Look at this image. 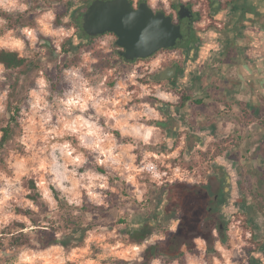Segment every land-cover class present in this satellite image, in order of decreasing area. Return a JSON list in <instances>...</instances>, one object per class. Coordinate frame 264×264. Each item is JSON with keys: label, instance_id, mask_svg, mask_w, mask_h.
<instances>
[{"label": "rangeland", "instance_id": "1", "mask_svg": "<svg viewBox=\"0 0 264 264\" xmlns=\"http://www.w3.org/2000/svg\"><path fill=\"white\" fill-rule=\"evenodd\" d=\"M81 1L0 0V19L6 21L0 25V48L15 50L36 66L29 71L24 67L11 71L0 64V97H3L0 99V105L3 106L0 117L4 115L11 85L16 78H19L18 90L23 95L19 126L4 150V161L0 166V225L14 218L30 223L23 215L15 214L14 209L16 206L36 208L27 198L28 183L32 179L49 202L56 217L61 215L63 218L66 215L57 207L51 187L58 188L67 201L79 198V204H72V215L81 216L84 224L89 226L84 240L77 246L65 248L56 244L44 250L26 249L11 255L7 264H12L13 260L17 264H134L136 257H141L146 244L154 242L161 234L164 235L166 230L174 231L179 224V219H170L160 227L153 226L151 235L142 244L135 242L127 232V228L133 227L144 218H149L157 205L156 198L161 188L153 185L156 183L147 171H139L144 165L141 162H148L152 158L158 161L164 159L172 164L176 160V164L188 172V180L171 183L181 191L200 183H211L215 188L218 181L210 174L214 161L225 162L230 168L225 173L224 167L218 163L213 164L217 175H224L229 179L231 198H235L232 212L228 215V237L225 242H221L218 229H211L209 224H199L200 211H191V220L185 222L184 227L187 239L196 244L199 252L186 253L185 264H200L201 258L207 264L210 256L223 259L229 254L231 264H261L260 260L257 263L252 262L250 257L264 246V232L261 231L264 226V213L255 209L248 192L255 187H262L256 185L253 176L246 174L244 166L232 163L231 155L222 153L224 146L212 150L221 142L210 139L205 148H200L197 146L198 141L191 137L185 139L184 133L176 139L166 138L162 129L169 121L158 118L164 115L154 108V102L159 99L150 91V87L154 89L161 82H152L148 77L151 72L149 65L155 58L150 56L133 63L121 62L118 58L116 37L112 34L100 35L85 44L80 42L79 47L72 51L64 50L69 47V41L75 36L76 28L69 19V7ZM141 1H146L154 9L172 14L173 17L176 16L174 5L189 4L198 12L199 19L195 25L200 28L216 26L226 18L219 21L211 15L210 5L215 0H172L167 5L161 4L160 0ZM217 1L229 8L230 0ZM6 4L9 7L6 8ZM14 5L25 7L21 10ZM169 8L171 11H168ZM20 13L29 17L31 24L23 25L16 21L15 18ZM242 19L244 17L240 20ZM44 41H47L48 45H44ZM168 89L171 95L164 102L174 103L185 123L194 126L196 113L203 109L196 105L178 106L180 96L188 95V90ZM82 93L92 96L89 101L91 106L81 102ZM189 93V96L195 95L192 91ZM57 100L66 102L59 104ZM144 104H147L149 109H154L152 118H148L140 110ZM90 116L98 117L96 123L101 128L107 124L113 126L110 134L118 145L128 144L133 140L137 134L135 130L138 122L143 123L140 132L149 141H159L160 136L165 138L164 142L158 145L159 152L151 151L150 145H145V150L140 154H137L138 149L133 147L127 156L117 157L122 149L113 148L112 155L120 159L121 165L128 164V158L131 157V167L123 168L128 178L119 191L113 190L120 179L117 175L109 178L108 189L93 190L88 187L89 183H96L91 179L93 172L90 165L87 166V181L81 179L86 171L85 166L76 168L74 177L71 174L73 163H68L67 171L61 167L65 163L63 157L72 152V147L83 143V137L87 133H94V129L90 127L93 124ZM122 127L125 131H122ZM153 129L161 130L159 135L155 134ZM98 137L99 133H94V136L89 138ZM169 140L171 146L167 143ZM57 144L61 147L53 151L52 146ZM65 144L68 145L66 149L63 148ZM81 151L87 153L89 150L81 148ZM95 155L104 159L100 153ZM185 156L188 159L185 160ZM75 158V153H72V159ZM94 171L99 175H106L107 172L113 171V168H105L97 160ZM142 177L145 179H141ZM50 179L59 180L60 186L49 183ZM81 184L84 187H80ZM141 184H151L147 199L135 202L127 199L129 190L135 193ZM64 188L72 191L65 193ZM90 191L91 196L88 194ZM151 198L152 204L149 202ZM97 199L103 202H95ZM234 209L237 210L233 211ZM129 216L133 218L129 220ZM249 229L255 233L250 238L251 242L233 247V244L249 239L246 235ZM225 245L230 252H225ZM209 246H213L217 252L208 256L206 250ZM182 248L185 249V246ZM161 264L169 263H164L161 259ZM212 264H215V260Z\"/></svg>", "mask_w": 264, "mask_h": 264}, {"label": "trees", "instance_id": "2", "mask_svg": "<svg viewBox=\"0 0 264 264\" xmlns=\"http://www.w3.org/2000/svg\"><path fill=\"white\" fill-rule=\"evenodd\" d=\"M83 1L69 7H83ZM87 1V0H85ZM212 1L210 7L213 9L216 5ZM229 8L233 11H241L244 17L245 12L256 13L255 6L247 0H230ZM175 6V5H174ZM30 18L24 13L18 14L16 21L23 25L31 24ZM199 17L196 18L198 20ZM75 24L74 20H71ZM78 23V21H76ZM77 26H80L77 24ZM85 44L87 41H77L71 38L69 47L65 51H72L79 47V43ZM48 45L47 41L43 42ZM0 64L8 70H18L26 68L27 71L36 68L34 63L28 61L21 56L17 51L6 48H0ZM19 78H16L11 85L9 99L4 115L0 117V166L3 159V153L7 145L13 138L15 130L19 126V114L23 95L18 90ZM190 97L183 96L181 103L184 104ZM157 100V99H156ZM174 163H177L176 160ZM259 181V180H258ZM260 183V181H259ZM160 187L158 194L157 205L149 218H144L136 225L139 227L127 228V232L133 240L142 244L152 233L153 226H162L170 219H179L177 228L166 230L164 236L166 239H156L154 242L146 244L141 252L142 260H137L134 264H152L154 258H162L164 263L169 261H178L183 258V264L186 263V253L197 254L199 252L195 243L190 242L186 236L184 227L185 222L191 220L190 212L199 210V224H209L210 228H217L220 234L221 242L227 239V228L230 217L227 216L219 220L218 206L225 200V194L221 190H215L211 183L193 184L188 188L177 190L173 184H153ZM29 192L27 198L32 202L31 206H16L15 214L23 215L29 220V224L25 220L11 219L9 222L0 225V264H7L11 255L19 253L26 249L44 250L52 245H62L65 248L74 247L84 240L86 232L89 228L84 224L85 221L81 216L72 215L74 205L69 204L66 197L61 194V191L56 187H51L54 199L57 202V207L63 210L65 217H56L53 215V210L50 208L49 202L45 199L42 191L32 179L28 183ZM249 195L253 200V205L258 212L264 213V189L255 187L249 190ZM215 195L218 200L214 201ZM152 204V198L149 199ZM73 206V207H72ZM211 208V209H210ZM221 221V222H220ZM123 222V221H122ZM185 246V249L182 247ZM217 252L213 246H209L206 254ZM254 251H251L253 253ZM7 253L5 256L3 254ZM250 260L257 263L254 257Z\"/></svg>", "mask_w": 264, "mask_h": 264}, {"label": "flooded vegetation", "instance_id": "3", "mask_svg": "<svg viewBox=\"0 0 264 264\" xmlns=\"http://www.w3.org/2000/svg\"><path fill=\"white\" fill-rule=\"evenodd\" d=\"M93 1L94 0H84L83 7L77 8L74 6L68 11L69 19L75 21L74 25L76 28L74 38L76 42L82 40L90 41L100 35L106 34H112L117 39V36L112 31H106L96 35L83 33L81 25L82 14ZM129 1L134 8H138L140 2H142L141 0ZM180 4L174 6L176 11L175 17H173L172 14L166 13L171 16L172 20L176 23L179 22L178 10ZM215 4L216 6L212 9L211 15L219 21L220 19L226 17L222 22H218L216 26L209 25L207 27L200 28L195 25L198 12L192 8V27L195 31V35L191 44L185 47L160 48L152 55V58L162 57L164 55L170 58L173 71L169 72L167 87L174 91L188 90V95L180 96L179 103H181V98L183 96L190 97V99L184 104H180L178 106L191 107L196 105V107L203 109L196 113V124L192 126L191 124L185 123V119L181 118V113L174 103L164 101L154 102V108L162 113L169 121V124H164V128L162 129L166 138L170 140L176 139L181 137V133H184L185 139H189L191 137L193 140L198 141L197 146L200 148H205V145L208 144L210 139L219 141L216 139V132L211 126V117L213 114L220 112V114H223L226 117L232 116L231 103L234 101V97L232 92L228 89L229 74L226 71H221V66L223 64H229L233 57L238 53H245L247 57L258 54V57L263 58L264 60V28L259 20L260 18H252L251 16H247L248 12H245L244 19L240 20L241 17H243L241 11H233L231 8H227V6L220 5L218 1H216ZM148 5L154 12L162 11L154 9L150 4ZM184 5L190 6L186 3H184ZM76 21H78V23ZM77 24L80 26H77ZM253 41H255V43H253ZM122 50L123 48L118 46V58L123 63H133L146 59L138 58L135 61L126 60L120 54ZM148 77L152 80V82H161L159 79L154 78L152 72L149 73ZM206 82H209V87L213 88L212 91L210 89H208L207 92L204 91V84ZM189 91H192L195 95L189 96ZM205 92L206 95L203 96L202 94H205ZM206 98L208 100L205 101ZM220 103L224 106L221 110ZM224 139H227V137L222 138V140L219 141L221 143L215 145L212 150L215 151L218 147L222 148L221 146H224L222 153L229 154L230 150L227 148L228 145L224 144ZM230 159L232 163H234L232 158ZM214 163H218L220 166L224 167L223 170L225 173L230 170L229 165L225 162L214 161ZM214 163H212V169L210 171L211 176L218 181V184L214 189L216 191L221 190L225 194V200L218 206L219 220H221L222 218L230 215L232 212L231 208L235 204V201H233L235 198H231L232 188L229 184V179H226L224 175L220 176L216 174L213 169ZM230 183H232V180ZM217 200L218 196L215 195L214 201ZM236 210L237 209H234L233 211ZM258 252L264 254V246ZM258 252L256 251V253ZM256 253H254L252 257H254L257 261L260 260L261 264H264V259L257 256Z\"/></svg>", "mask_w": 264, "mask_h": 264}, {"label": "clouds", "instance_id": "4", "mask_svg": "<svg viewBox=\"0 0 264 264\" xmlns=\"http://www.w3.org/2000/svg\"><path fill=\"white\" fill-rule=\"evenodd\" d=\"M161 4L167 5L169 3L172 2V0H160ZM5 7H9V5H5ZM14 7H18L21 10L24 9V5H14ZM168 11H171V9L169 8ZM153 19L159 21V23L161 25L164 24V21L162 18L160 17H154ZM6 21H4L3 19H0V25L5 24ZM153 49H148V52H151ZM143 54H147V53H143ZM149 69L152 72L154 78L159 79L161 81V83L159 85H157L154 89H152L150 87V91L151 94L158 97L159 101H166L168 100L169 96L171 95L170 90L167 87V80H168V73L172 72V67H171V63H170V58L166 55L162 56V57H156L155 60L149 65ZM144 93H141V95H143ZM98 95V93H97ZM0 99H3V97H0ZM92 100V96L87 95L82 93L81 94V102L85 103V104H89V101ZM65 100H57V103L59 104H63L65 103ZM80 103V102H78ZM89 106H91L89 104ZM158 106V105H157ZM2 105H0V110H2ZM141 111H143L145 113V115L148 116V118H152L153 115V111L154 109H149L147 104H144L142 106V108L140 109ZM61 111H64V109H61ZM69 117L71 118V113H69ZM160 120H165L166 117L164 116H160L158 117ZM90 120H93V124L90 125L91 128L94 129V133H99V137L95 138V139H90L89 137H93L94 133L93 132H89L85 135V137H83L84 142L81 144H77L75 146L72 147V152L67 153V155H65L63 157V159L65 160V163L61 166L65 171H67V165L68 163H73V170H72V176H75V169L81 166H85L86 167V171L84 174H82L81 179L87 181L89 179L88 177V169L87 166L90 165L91 166V171L93 172L91 179L96 181L95 184L89 183L88 187L90 189L95 190L96 188H101V189H108L110 187L108 181L109 178L113 177L114 175L119 176V181L116 182V186L113 190L119 191L123 188L124 186V181L127 180V174L123 171L124 167H131V157H129V163L126 165H121L120 164V159L117 158L119 156H127V154L132 150L133 147H135L136 149H138V153L140 154L145 150V145H150V150L151 151H156L159 152L160 148H159V144L163 143L165 138L164 136H160L159 141L157 140H152L149 141L141 132L140 129L143 128V123L138 122L137 124V129L135 130V132L137 133L133 140L128 143V144H121L118 145L116 143V140L114 137L111 136V129H112V125L111 124H107L106 127L101 128L98 126V124L96 123V121L98 120V117H89ZM138 119V116H137ZM86 123V122H85ZM122 131H125V129L122 127ZM161 130L159 129H153V132L157 135H159ZM168 145L171 146V141H167ZM61 146L59 144L57 145H53V151H56L58 148H60ZM68 145L65 144L63 146V148H67ZM121 148L122 152L117 154V157H114L112 155V151L113 148ZM81 148L84 149H88L89 151H87V153L82 152ZM72 153H75V159H72ZM96 153H100V155H102L104 157V159H99L98 156H96ZM184 159H188L187 156L184 157ZM97 160H99V163L101 165H103L105 168H113V171L111 172H107L106 175H99L97 173H95L94 169L97 163ZM142 164H145L144 161L141 162ZM159 163H163V159H161L159 161ZM115 166V167H114ZM151 165H145V167L140 168L139 171H146V170H150L151 169ZM67 178V177H65ZM141 179H145V177H142ZM49 183L54 184L56 186H60L59 180L56 179H50ZM80 187H84L83 184L80 185ZM151 188V184L148 185H144L141 184L138 186L137 191L135 193H133L131 190H129V195L127 197V199L132 200V202H135L137 200L143 201L145 199H147V193L149 192V189ZM63 191L65 193L72 191V189L69 188H64ZM89 196L92 195V192L90 191ZM95 202L97 203H102L103 201L100 199H97ZM69 204H79L80 200L79 198L76 199H69L68 200ZM133 217L129 216L128 219L131 220ZM134 228L139 227V225H133ZM261 231L264 232V226H262ZM255 233L249 229V231L247 232V237L249 238L246 241H241L239 244H233V247H240L245 243H250L251 240L250 238L254 235ZM159 240H164L166 239V237L161 234L158 237ZM231 243V242H229ZM225 252H230V250L228 249V246L225 245L224 246ZM142 250V249H141ZM5 256H7L8 254L5 253L3 254ZM203 255V253H202ZM257 256H260L262 259H264V254L261 253H256ZM137 260H142L143 258L140 256L136 257ZM162 259V258H161ZM161 259H156L154 258L152 260V264H161ZM215 260V264H231V256L229 255H225L223 257V259H216L214 256H210L207 264H212V261ZM12 264H17V262L15 260L12 261ZM169 264H183V258L181 257L178 261L176 260H172L169 261ZM200 264H205V262L203 261V259L201 258Z\"/></svg>", "mask_w": 264, "mask_h": 264}, {"label": "crops", "instance_id": "5", "mask_svg": "<svg viewBox=\"0 0 264 264\" xmlns=\"http://www.w3.org/2000/svg\"><path fill=\"white\" fill-rule=\"evenodd\" d=\"M247 1L257 11V14L248 12L247 16L260 18L264 28V0ZM221 71L229 74L228 89L234 97L232 116L226 117L220 112L213 114L211 126L216 139L227 137L223 142L229 144L227 148L233 162L244 166L246 174L253 176L256 185L264 189V60L258 54L247 57L245 53H238L229 64L221 66ZM204 88L206 92L213 90L209 82ZM223 107L220 103V110Z\"/></svg>", "mask_w": 264, "mask_h": 264}, {"label": "water", "instance_id": "6", "mask_svg": "<svg viewBox=\"0 0 264 264\" xmlns=\"http://www.w3.org/2000/svg\"><path fill=\"white\" fill-rule=\"evenodd\" d=\"M178 15L176 23L163 11L154 12L145 1L134 8L129 0H94L82 14L81 25L83 33L88 35L114 32L116 44L123 48L120 54L126 60L135 61L152 56L160 48L191 44L195 35L193 9L181 3ZM154 17L162 18L164 24ZM148 49L153 50L148 52Z\"/></svg>", "mask_w": 264, "mask_h": 264}, {"label": "built area", "instance_id": "7", "mask_svg": "<svg viewBox=\"0 0 264 264\" xmlns=\"http://www.w3.org/2000/svg\"><path fill=\"white\" fill-rule=\"evenodd\" d=\"M161 159H159L160 161ZM158 160L153 159L145 162V165H151L150 170H146L149 175L152 177V181H154L157 185L165 184V183H174L177 181H186L189 178V174L186 170H183L179 164L176 163H167L163 159V163H159Z\"/></svg>", "mask_w": 264, "mask_h": 264}]
</instances>
